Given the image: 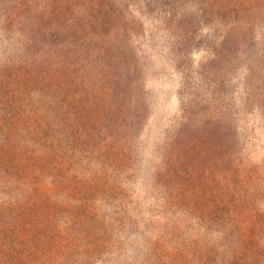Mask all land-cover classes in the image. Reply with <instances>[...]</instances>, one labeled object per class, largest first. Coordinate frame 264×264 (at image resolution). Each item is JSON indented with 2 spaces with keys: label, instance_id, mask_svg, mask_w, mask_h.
Here are the masks:
<instances>
[{
  "label": "rangeland",
  "instance_id": "rangeland-1",
  "mask_svg": "<svg viewBox=\"0 0 264 264\" xmlns=\"http://www.w3.org/2000/svg\"><path fill=\"white\" fill-rule=\"evenodd\" d=\"M0 264H264V0H0Z\"/></svg>",
  "mask_w": 264,
  "mask_h": 264
}]
</instances>
